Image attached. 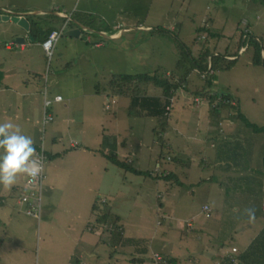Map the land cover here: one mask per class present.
<instances>
[{"label": "rangeland", "instance_id": "rangeland-1", "mask_svg": "<svg viewBox=\"0 0 264 264\" xmlns=\"http://www.w3.org/2000/svg\"><path fill=\"white\" fill-rule=\"evenodd\" d=\"M77 1L0 0V10L12 8L31 13L43 10L45 14L36 15L50 19V14L58 9L72 14V5ZM92 1L95 11L107 18H115L124 11L139 19L148 15L150 20L158 22L160 29L170 31L161 32L158 28L153 36L144 35L142 39L136 38L139 33L127 32L107 41L106 46L112 47V56L107 58L90 52L99 37L85 30L78 36L80 40L75 38V48L74 40H67L66 27L50 64L53 72L50 81L58 83L54 86L66 87L64 81H72L75 93L80 88L88 92L92 86L106 88L113 75L156 72L173 81L177 78L186 81L174 96L169 125L161 136L154 131L160 124L159 118L130 117L131 99L112 93L101 92L100 96L91 97L85 92L75 99L71 105L72 127L77 124L74 113L76 117L85 115L84 135L91 148L133 161L135 167L144 171L155 172L161 152L170 153L174 159L182 154L188 162L185 166L164 165L177 173L179 183H173V180L124 171L95 150L72 147L67 133L55 140L47 136L53 164H60L61 168L71 166L74 172L45 174L44 214L40 219L28 215L16 203L13 187L10 192L4 191L10 205L0 207V264H148L156 252L178 258L177 264H218L215 256L230 251L233 246L243 249L264 221L261 216L249 223L244 211L257 200H264V177L257 171L263 161L264 132L255 131L239 115L240 112L250 123L264 126V66L253 63L248 39L244 42L247 34L252 36L248 33L252 31L264 43V0H154L149 10V0H145L144 7L134 11L130 6L133 0ZM108 4L115 5V9ZM91 15L94 20H100L95 14H86L88 18ZM207 17L211 27L203 22ZM52 20L56 25L61 21L59 17ZM172 24L177 29L171 30ZM11 25L6 20L0 21L1 69L5 75L13 72L14 79L26 73V78L32 81H45L49 60L41 44L32 40L25 28L19 35L15 34L16 29ZM204 28L212 30L209 33ZM21 37L27 44L25 52L17 42ZM68 41L73 43L69 53L64 47ZM10 42L13 45L7 48ZM238 46H241L239 50ZM203 48L214 55L233 53L235 57L229 68L217 70L214 77L213 87L218 90L215 92L231 94L234 105L238 101L236 108L222 105L211 113L216 134L220 128L224 131L215 140L216 147H212L211 139L199 144L201 141L192 137L201 110L195 105V92L207 83L185 56L187 53L196 56ZM63 52L71 56L74 64L69 73L66 62L61 61ZM31 60L39 68L38 73L25 72ZM153 81H142L141 92L162 96V88ZM219 103L224 104L220 100ZM54 115L56 122L59 121L60 114ZM65 124L68 126V121ZM55 143L60 146L57 151L52 148ZM64 150L68 151L66 155H62ZM212 175H215L213 180L208 179ZM26 178L25 175L19 186H26ZM168 189L171 193L165 196ZM159 194H163V208L159 206ZM97 199L107 200L108 208L121 216L119 225L124 228L125 236L149 240L146 254L113 241L111 230L102 233V229H91L96 223L92 205ZM204 204L210 207V214L202 211ZM191 219L193 226L189 227ZM226 257H222L221 264H228Z\"/></svg>", "mask_w": 264, "mask_h": 264}, {"label": "crops", "instance_id": "crops-1", "mask_svg": "<svg viewBox=\"0 0 264 264\" xmlns=\"http://www.w3.org/2000/svg\"><path fill=\"white\" fill-rule=\"evenodd\" d=\"M144 1L145 0H133L130 4L131 7H133L132 11L144 7ZM154 0H149L147 2L148 5V10L149 7L153 6ZM152 4V5H151ZM81 7H80V6ZM108 6L113 10L115 9V5L108 4ZM126 6L127 3H126ZM125 6V7H126ZM5 12L7 14L11 13H27V14H45L46 12L43 10H39L35 13L29 12V10H13L12 8H5ZM73 13L68 14L69 12H63L62 10L58 9L55 12H52L55 15H58V17L61 19L60 24H57L55 27L60 28L62 27L66 22L69 20H72L74 22V27L68 28L69 29H74V28H80L81 33L77 36L70 37L68 36L69 39L67 40H74L75 42V48L77 46V41L75 38H79L83 31L87 30L91 32V35H94L96 37H99V40H95L92 44L91 47V53L96 54V55H102L107 58H111V44L109 46H106L107 41H111L112 39L121 37L122 35L127 34V32H134L139 33L137 34L138 36L136 37L137 39H142L144 35H151L155 34V32L160 29L158 22H154L153 20H150V18L147 15V18L141 17H133L129 16L126 14L124 11L120 15H118L115 18H107L103 14H99V12L95 11L93 8V1L92 0H78L77 2L73 3L72 5ZM77 13L74 14V13ZM147 13V12H146ZM86 14H95L96 16L100 17V20H94L93 16L91 15V18H88ZM148 14V13H147ZM67 17V18H66ZM62 22V24H61ZM203 22L206 23V26H210V18H204ZM10 23H13L14 25H11ZM64 23V24H63ZM7 24L11 25V28H15L16 32L15 34L19 35L22 33V28L19 24L9 20L7 21ZM68 27V26H67ZM171 30L177 29L175 25L170 26ZM157 28V29H156ZM160 31V30H159ZM162 32V31H161ZM27 33L30 35L29 31L27 30ZM63 36V35H62ZM61 36V37H62ZM79 36V37H78ZM80 40V38H79ZM34 41H36L34 39ZM60 41V40H59ZM88 41L91 42L93 41L92 37L90 36L88 38ZM17 42L21 43V51L25 52L27 50V44L25 43V40L23 41H18ZM39 42V41H37ZM42 46V43L39 42ZM13 45L12 42L8 43L6 46L7 48H11ZM58 45V44H57ZM72 45L73 43L71 41H68L67 44L64 46L65 51L69 53L70 50H72ZM43 48V46H42ZM58 46L55 47L57 49ZM44 50V49H43ZM66 52H63V58L61 61L62 63H65L66 68H69L68 73L71 72V70L74 67V64L72 61H70L71 56H67ZM55 53V52H54ZM46 54V53H44ZM228 55H233V53H230ZM67 56V57H66ZM230 57L229 59H232L233 56H227V58ZM235 59V57L233 58ZM53 60V57H52ZM31 63H28L26 65V70L25 72H28V74L31 71H34L38 73L39 68L36 67L35 64H33V60L30 61ZM48 62V67L47 71L44 75V80L38 83V81H32L29 78H26V73H24L20 78L14 79V76H12L13 72H9L6 74L5 79L3 81V85L0 87V123L6 121V120H11L12 122L18 124L21 129L23 134L28 135L33 138L34 140V146H37L36 149H39L40 147L44 148V151L46 152L48 158L50 156V161L45 167V174L47 176L58 173H66V172H74L73 167L70 166V168L63 167L61 168L60 164H53L52 162V157H54L53 152L49 150L47 147L46 143V137H53L55 140L57 136L63 135L64 133H67L68 137L71 139L72 142H70V145L73 147L74 142H78V147H81L84 150H90L93 152H97L96 150H102L100 148H91L89 144H87L85 135H84V119L85 115L79 117H75V122L77 123L76 125H73L71 117L73 114L72 111V106L73 102L75 99L78 97H81L82 95L85 94V89H81L78 93H75L72 89L74 88V84L72 81H64L63 84H66V87L62 86H54L56 83H51V78L53 76V72L51 71V64ZM68 64V65H67ZM9 69V68H8ZM10 71H13L9 69ZM43 75V74H42ZM42 78V77H41ZM43 79V78H42ZM84 82V81H83ZM92 83V81H90ZM60 87V88H59ZM184 87V85H183ZM204 88V87H203ZM201 88L200 90H202ZM213 91H216L217 88L213 87ZM102 93H107L104 92L103 90H100ZM218 91V90H217ZM101 92L97 91V87L92 86L91 89L86 92L88 93L91 97L94 96H100ZM109 94V93H107ZM56 96H62V100H56ZM194 102L195 105L199 107L200 112L198 113L196 124H195V130L193 131L192 137H196L199 141H201L199 144L208 141L211 139L212 147H216L215 140L219 139L220 136L222 135L223 128L219 129V133L216 134L217 126L213 125V122H211V112H210V105L209 103L205 100V97L200 93L195 92L194 96ZM47 100H52V104L47 106L46 101ZM106 101L109 105L110 103V96L107 95ZM106 103V104H107ZM67 106V109L64 108V106ZM72 105V106H71ZM110 108V106L108 107ZM83 111V107L81 109ZM172 111V110H171ZM51 113L54 115V113H59L60 114V120L56 122L55 115L54 119L49 122H44V115L45 113ZM170 118H171V112H170ZM169 118V120H170ZM68 121V126L65 124V122ZM70 124V125H69ZM65 129V131H64ZM110 140V138H109ZM110 142V141H109ZM118 142V139H115V144ZM168 147H170L168 145ZM52 148L57 151L60 146H58L56 143L53 144ZM172 149V148H170ZM104 151V150H103ZM67 150H64L62 152V155L67 154ZM100 154V152H98ZM101 155V154H100ZM52 156V157H51ZM102 156V155H101ZM181 158L182 154H180ZM172 157V156H171ZM173 160H171L168 164L174 163L175 165H180L182 162H176L174 158L172 157ZM185 164V163H184ZM167 165V164H166ZM166 167V166H165ZM168 171H174L173 168H168L166 167ZM165 168V169H166ZM80 169V166H79ZM175 172V171H174ZM176 173V172H175ZM177 174V173H176ZM63 177H65V174H62ZM25 175H20L17 178V183L13 185L12 191L16 196V203L18 205H21L23 207V210L26 212V204L25 202L22 201V196L24 192L27 191V178H26V186L23 187L19 186L20 181L23 179ZM213 176H210V180H213ZM207 179V180H208ZM45 182V180H44ZM175 180H173V183ZM172 183V184H173ZM176 184V183H175ZM44 191H45V186ZM11 188H4L2 185H0V207L1 208H7L9 207L10 203L9 201L6 200V196L4 195V191H11ZM171 193V189H168L165 196L169 195ZM163 198V194H159V197ZM164 196V198H165ZM161 198V199H162ZM162 205L159 204L160 208H163L165 203L164 201L160 200ZM42 204H43V198H42ZM205 204H209V202H206ZM204 204V205H205ZM42 214H44V207L42 209ZM41 214V216H42ZM29 215V214H28ZM41 218V217H40ZM39 218V219H40ZM192 225L193 226V221L194 219H191ZM190 221V222H191ZM264 226V221L257 230L256 234L253 235L249 241L245 242V246L243 249H239L237 246H233L230 251H226L223 254H220L215 256L216 262L218 264H221V259L223 256H230L232 254V249L235 247L237 248V254H239L241 251L245 250L252 239L259 233V231L263 228ZM159 253V252H156ZM161 254V253H160ZM226 254V255H225ZM167 256V255H165ZM167 257H172V256H167ZM150 264V263H148Z\"/></svg>", "mask_w": 264, "mask_h": 264}, {"label": "trees", "instance_id": "trees-1", "mask_svg": "<svg viewBox=\"0 0 264 264\" xmlns=\"http://www.w3.org/2000/svg\"><path fill=\"white\" fill-rule=\"evenodd\" d=\"M6 12L0 10V14H5ZM77 15V14H76ZM50 19L43 18L42 15L36 14H28L27 18L30 23V36H32L36 41L43 43L46 38L49 36L51 31L57 27L56 24H53V20L57 15L51 13ZM74 22L72 20L68 21V28L74 27ZM250 27V26H249ZM163 32L170 31L169 29H160ZM207 32H211V28H204ZM242 33V32H241ZM252 33V36L249 34L246 35L244 38V42L248 39V49L252 50V61L254 64L263 65L264 66V43L261 38L257 37ZM219 34V33H216ZM222 34V33H221ZM245 34V33H244ZM243 35V34H242ZM246 43L244 45H246ZM182 48V44L179 45ZM241 46H238V50ZM247 50V48H246ZM239 52V51H238ZM226 54H216L210 52L208 48H203L196 56L192 53H187L185 56L186 58H190L192 63L193 69L196 70L200 76H203L206 79V85L204 88L196 93H200L205 97V100L210 105V112L214 113L217 111L218 108L231 105L233 107H238V101L236 100V105L232 103L234 101V97L231 94L225 93H218L213 91L214 85V77L217 70L229 68L230 65L235 61L234 59H228L226 56H232ZM237 55V52L234 53ZM47 56V55H46ZM52 61V59L50 60ZM0 66V87L3 85V81L5 79V72L1 69ZM177 81H173V79L162 77L156 72L155 74H121V75H113L109 85L102 89L104 92L112 93L113 95H121V96H128L131 99V104L128 108V115L130 117H141V116H149V117H157L160 120V124L157 128H155V133L157 136H161V134L165 133V128L167 129L169 125V117L170 112L172 110L173 99L176 92L179 88L183 87L184 82L182 78H177ZM162 88L163 94L162 96H153L146 93L141 92L140 85L142 81H151ZM97 91H100L99 86L97 85ZM224 102V104H217V101ZM238 110V108H237ZM51 114V113H50ZM240 118L244 119L248 125H250L255 131L264 132V126H259L257 124L250 123L246 118L245 115L239 112ZM53 119L54 115L52 114ZM75 145V144H73ZM78 145V142L75 146ZM168 146V145H167ZM37 148V146H35ZM100 152V154L105 157L109 162L117 166L118 168L127 171L133 172L137 174H144L148 176H152L153 178L159 179L164 178L166 181L175 180V182L179 183L178 175L174 171H168L165 169L164 165L168 164L171 160V154L168 153L159 155V159L156 162L155 172L154 171H144L138 169L134 166L133 161L129 160H122L116 157L113 154H109L103 150H96ZM52 157V156H51ZM54 158V157H52ZM50 159V156H49ZM176 162H182L180 166H185L188 160L180 158L174 159ZM185 163V164H184ZM161 168L160 170H158ZM262 177H264V154H263V161L260 164V167L257 169ZM161 197H159V204L161 203ZM107 200L101 201L97 199L92 205V214L96 218V223L91 226L92 230L102 229V233L105 230H111L112 232V239L116 243H122L123 245L136 247L137 250L141 255L146 254L149 251V240L140 237L134 236H125L124 235V228L119 225L121 216L119 214H114L113 211L108 208L105 204ZM251 207L256 209V219L259 217H264V200L254 203ZM210 214V213H209ZM189 227L192 225V221L188 222ZM160 254V253H159ZM167 258L166 261L161 262L160 264H177L178 258L176 257H167L163 254H160ZM226 261L228 264H236V261L232 259L230 256L226 257ZM237 261L239 264H264V226L259 231V233L252 239L248 247L241 251L236 256ZM152 264V260L150 262Z\"/></svg>", "mask_w": 264, "mask_h": 264}, {"label": "clouds", "instance_id": "clouds-1", "mask_svg": "<svg viewBox=\"0 0 264 264\" xmlns=\"http://www.w3.org/2000/svg\"><path fill=\"white\" fill-rule=\"evenodd\" d=\"M42 172L33 138L23 134L21 127L11 120L0 123V185L11 188L20 175L28 176L31 183ZM244 211L248 222L254 223L256 209L248 207Z\"/></svg>", "mask_w": 264, "mask_h": 264}, {"label": "built area", "instance_id": "built-area-1", "mask_svg": "<svg viewBox=\"0 0 264 264\" xmlns=\"http://www.w3.org/2000/svg\"><path fill=\"white\" fill-rule=\"evenodd\" d=\"M67 25H68V22H66L60 28L53 29L51 31V33L49 34V36L46 38V40L43 41V43H42L43 49L47 55L49 63H50L49 58L53 57L56 44L59 41V39L61 38V36L64 34V31H65V28L67 27ZM55 99L56 100H62L63 98H62V96H56ZM51 104H52V100L46 101L47 106H49ZM52 120H53L52 114L46 112L44 115V122H49ZM73 144L76 145V142H74ZM36 152H37V156L42 161L43 172L41 173L40 176L37 177V179L35 181H32L31 183L29 182L30 178L27 176V184L29 187L27 188V191L24 192V194L22 196V201L25 202V204H26V207H25L26 213L39 219L41 217L42 209H43V206H42V190H43L44 180H45V167L49 163L50 160H49L46 152L44 151L43 147L36 149ZM160 169L161 168H159V166H158V170H160ZM202 211L208 212V214H209L210 213V207L208 205H204ZM236 256H237V248L234 247L232 249L231 258L236 261V264H239V262L236 259ZM166 260H167V258H165L164 256H161L159 253H156V255L154 256V259L152 261V264H160L161 262H164Z\"/></svg>", "mask_w": 264, "mask_h": 264}, {"label": "water", "instance_id": "water-1", "mask_svg": "<svg viewBox=\"0 0 264 264\" xmlns=\"http://www.w3.org/2000/svg\"><path fill=\"white\" fill-rule=\"evenodd\" d=\"M27 13H11V14H0V21L1 20H6V21H13L17 24H19L20 26H22L23 28H25L26 30H30V23L29 20L27 18ZM81 33V29L80 28H74V29H69L67 30L66 34L67 36H77ZM32 40H34V38L32 36H30ZM18 41H23L25 40L24 37L18 38Z\"/></svg>", "mask_w": 264, "mask_h": 264}]
</instances>
